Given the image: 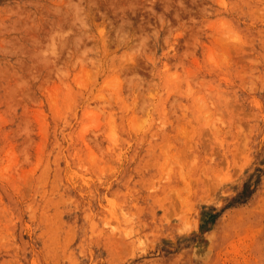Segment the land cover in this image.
I'll return each instance as SVG.
<instances>
[{"label": "rangeland", "instance_id": "1", "mask_svg": "<svg viewBox=\"0 0 264 264\" xmlns=\"http://www.w3.org/2000/svg\"><path fill=\"white\" fill-rule=\"evenodd\" d=\"M0 264H264V0H0Z\"/></svg>", "mask_w": 264, "mask_h": 264}]
</instances>
